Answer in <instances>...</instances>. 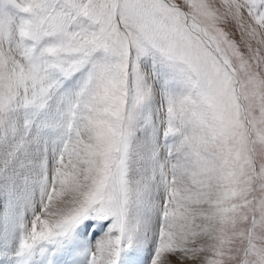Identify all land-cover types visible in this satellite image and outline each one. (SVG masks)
Here are the masks:
<instances>
[{
	"label": "snow or ice",
	"instance_id": "6c2138e0",
	"mask_svg": "<svg viewBox=\"0 0 264 264\" xmlns=\"http://www.w3.org/2000/svg\"><path fill=\"white\" fill-rule=\"evenodd\" d=\"M0 264H264V0H0Z\"/></svg>",
	"mask_w": 264,
	"mask_h": 264
}]
</instances>
